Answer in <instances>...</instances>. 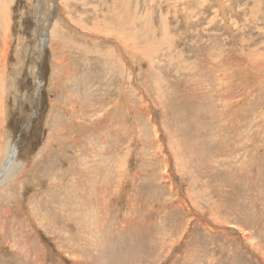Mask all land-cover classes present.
I'll use <instances>...</instances> for the list:
<instances>
[{"label": "rangeland", "instance_id": "374dc122", "mask_svg": "<svg viewBox=\"0 0 264 264\" xmlns=\"http://www.w3.org/2000/svg\"><path fill=\"white\" fill-rule=\"evenodd\" d=\"M13 148L0 264H264V0H0Z\"/></svg>", "mask_w": 264, "mask_h": 264}, {"label": "bare ground", "instance_id": "6f19581e", "mask_svg": "<svg viewBox=\"0 0 264 264\" xmlns=\"http://www.w3.org/2000/svg\"><path fill=\"white\" fill-rule=\"evenodd\" d=\"M16 153H17L16 148H13L12 151H11V154L9 155V157L6 160V164L3 165L4 167H3L2 172L0 173V175L3 173V171H4V173L1 176H4L5 175V172L8 170V168L10 166L13 167V165L15 164V162H16Z\"/></svg>", "mask_w": 264, "mask_h": 264}]
</instances>
